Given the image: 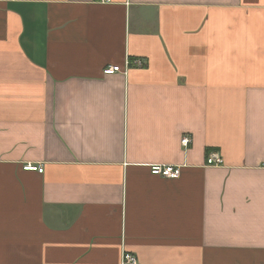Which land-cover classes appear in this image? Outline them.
I'll return each mask as SVG.
<instances>
[{"label": "crops", "instance_id": "crops-1", "mask_svg": "<svg viewBox=\"0 0 264 264\" xmlns=\"http://www.w3.org/2000/svg\"><path fill=\"white\" fill-rule=\"evenodd\" d=\"M124 251L264 264V0H0V264Z\"/></svg>", "mask_w": 264, "mask_h": 264}, {"label": "built area", "instance_id": "built-area-1", "mask_svg": "<svg viewBox=\"0 0 264 264\" xmlns=\"http://www.w3.org/2000/svg\"><path fill=\"white\" fill-rule=\"evenodd\" d=\"M97 1L101 3L112 2V0H97ZM132 62L131 60H129L127 62V66L124 69H122L119 65H109L106 68H104V73L105 74H115L117 72L127 73L129 67L132 64L136 66H144L146 63V60L143 58H137V59L132 60ZM181 142L183 146L187 147L191 142L190 136L184 135L182 137ZM207 164L219 166V165L224 164V160L219 154L210 153L207 158ZM149 167H150L152 174L163 176L165 178H178L180 177L181 170H182V166L177 165V164L155 163V164H150ZM25 169L35 170L40 173L44 171V167L42 164L28 163L25 166ZM121 264H142V263L138 260V258L134 254L124 251L122 254V258H121Z\"/></svg>", "mask_w": 264, "mask_h": 264}]
</instances>
